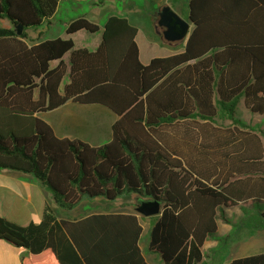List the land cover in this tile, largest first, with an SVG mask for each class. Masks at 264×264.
Masks as SVG:
<instances>
[{"label":"trees","instance_id":"obj_1","mask_svg":"<svg viewBox=\"0 0 264 264\" xmlns=\"http://www.w3.org/2000/svg\"><path fill=\"white\" fill-rule=\"evenodd\" d=\"M59 1L0 0L12 25L0 26V169L33 175L65 209L84 198L156 199L148 251L163 264H206L201 248L224 208L254 203L264 218L263 141L236 117L241 100L264 116V0H188L183 50L145 65L137 26L117 14L102 26L78 16L68 37L30 44L28 30ZM82 30L100 32L95 50L75 47L69 35ZM68 100L115 113L111 140L57 137L38 113ZM141 233L135 213L57 220L47 205L37 224L0 216V240L28 250L21 264H149ZM229 264H264V252Z\"/></svg>","mask_w":264,"mask_h":264},{"label":"crops","instance_id":"obj_2","mask_svg":"<svg viewBox=\"0 0 264 264\" xmlns=\"http://www.w3.org/2000/svg\"><path fill=\"white\" fill-rule=\"evenodd\" d=\"M158 11L156 12V18L158 17ZM185 19H187V16ZM152 24L155 25V22L153 21ZM98 33L100 38L98 41H93L94 48L79 47L95 50L101 40V34ZM135 41L138 46L139 60L144 65L148 64L154 57L175 54L167 51L154 53L155 48H157L155 46H158L157 43L150 41L140 29L137 31ZM184 42L185 40H183L180 47V49L182 48L180 52L183 50ZM67 56H65L66 60ZM49 112L55 116L50 119L42 116V114ZM72 114H84V116L70 118L69 115ZM38 116L50 124L57 137L81 139L91 146H100L111 140V127L117 119L115 113L102 105L80 104L72 100H68L53 110L40 112ZM262 119H264V116ZM69 123H72L76 128L72 130L68 126ZM84 200L85 198L71 209L62 208L54 202L50 189L33 175L10 169H0V216L17 224L39 223L47 205L53 210L57 220L73 221L83 219L91 214L107 213L105 204L98 199L94 201ZM230 210L233 213L232 217L229 215ZM112 213H135L138 217V213L129 210ZM223 213L225 220L218 218L217 231L206 239L201 248L204 255L203 260L206 264H229L233 259L264 252V218L261 217L254 203H239L232 207H226ZM249 216L252 217L247 218ZM139 223L143 232V223L140 221ZM222 227L224 232L219 234ZM148 233L144 246L140 243L142 233L139 239L142 255L149 264H163V262L159 263L157 261L154 253L148 251ZM205 246L209 248L207 253L203 252ZM27 255L28 250L26 248L13 247L0 240V264H21L22 258Z\"/></svg>","mask_w":264,"mask_h":264},{"label":"rangeland","instance_id":"obj_3","mask_svg":"<svg viewBox=\"0 0 264 264\" xmlns=\"http://www.w3.org/2000/svg\"><path fill=\"white\" fill-rule=\"evenodd\" d=\"M188 0H60L56 12L51 16L50 19L45 20L42 25L30 28L28 30L30 44L40 42L47 38L55 37H67L65 33V24L78 16H86L90 20H93L100 26L109 15L117 14L124 16L129 19V21L136 25L141 32H143L147 38L157 43L155 46V52H180V47L183 41L179 42H167L159 36L155 26L152 22L156 20V12L164 5H168L173 11H175L180 17L186 18L188 12L187 6ZM1 27H12L10 22L6 18H0ZM70 37L73 39L75 47L85 46L90 49L93 47V41H98L100 38L99 33H88L84 30L78 31ZM161 43V45H159ZM172 44V45H169ZM154 48L152 47V50ZM42 114L43 117L47 119L55 116L54 114ZM77 116L80 118L84 114H72L69 115L70 118ZM236 117L242 121L248 128L254 130L262 138L264 145V119L263 116L258 114H253L249 112L243 105L242 100L239 102L237 107ZM262 119V120H261ZM217 124L222 126H227L230 124V120L217 119ZM262 121V122H260ZM74 130L76 127L69 123L68 125ZM85 126V125H83ZM99 200L101 203L105 204V209L107 212H119L120 210H129L130 212H135V207L142 201H145L144 197L139 195L129 194L121 196L114 201L105 200L102 197L88 199L85 198L84 201H94ZM231 210L229 215L232 217ZM249 216L247 218H250ZM139 221L143 226V232L141 236L140 243L144 246V241L147 236L148 230H150L152 222L155 220L156 215L153 216H143L138 214ZM146 219V220H145ZM146 221V222H145ZM223 227L220 229L219 234H222ZM149 235V233H148ZM203 252H209L208 246L203 248ZM157 261L162 263L160 258L154 254Z\"/></svg>","mask_w":264,"mask_h":264},{"label":"water","instance_id":"obj_4","mask_svg":"<svg viewBox=\"0 0 264 264\" xmlns=\"http://www.w3.org/2000/svg\"><path fill=\"white\" fill-rule=\"evenodd\" d=\"M157 26L164 27L162 38L172 43L187 39L193 24L189 19L180 17L168 5H164L158 11ZM21 30L22 26H19L17 34H20ZM161 211V203L156 199L142 201L135 207L136 213L146 217L160 215Z\"/></svg>","mask_w":264,"mask_h":264},{"label":"flooded vegetation","instance_id":"obj_5","mask_svg":"<svg viewBox=\"0 0 264 264\" xmlns=\"http://www.w3.org/2000/svg\"><path fill=\"white\" fill-rule=\"evenodd\" d=\"M157 19H158V17L156 18V21H155V28H156V30H157V33L159 34V36L162 38V32H163V30H164V27H162V26H157Z\"/></svg>","mask_w":264,"mask_h":264}]
</instances>
